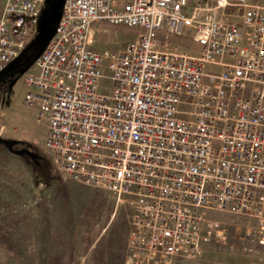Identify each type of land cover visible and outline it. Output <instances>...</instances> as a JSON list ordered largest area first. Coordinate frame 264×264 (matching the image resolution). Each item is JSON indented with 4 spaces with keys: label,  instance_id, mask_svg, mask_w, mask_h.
Here are the masks:
<instances>
[{
    "label": "built area",
    "instance_id": "obj_1",
    "mask_svg": "<svg viewBox=\"0 0 264 264\" xmlns=\"http://www.w3.org/2000/svg\"><path fill=\"white\" fill-rule=\"evenodd\" d=\"M44 2L6 0L0 71ZM99 24L137 34L101 50ZM24 81L64 176L131 205L123 264L196 258L222 238L209 211L252 218L264 243V0H64Z\"/></svg>",
    "mask_w": 264,
    "mask_h": 264
},
{
    "label": "rangeland",
    "instance_id": "obj_2",
    "mask_svg": "<svg viewBox=\"0 0 264 264\" xmlns=\"http://www.w3.org/2000/svg\"><path fill=\"white\" fill-rule=\"evenodd\" d=\"M262 1V0H259ZM6 0H0V16ZM132 28L94 27L98 49L118 50L135 38ZM23 74L10 95L0 86V136L25 142L38 161L17 156L0 145V264H123L132 208L101 189L69 180L44 146L46 125L26 105ZM48 163V180L37 178L35 165ZM221 233L196 258L174 264H264L261 236H247L256 226L247 216L209 211L205 217ZM252 260V261H251Z\"/></svg>",
    "mask_w": 264,
    "mask_h": 264
},
{
    "label": "water",
    "instance_id": "obj_3",
    "mask_svg": "<svg viewBox=\"0 0 264 264\" xmlns=\"http://www.w3.org/2000/svg\"><path fill=\"white\" fill-rule=\"evenodd\" d=\"M63 3L64 0H45L37 21L36 34L21 52L0 71V86L5 85L7 91H11L15 82L29 70L54 36L62 15ZM20 143L21 141L0 136V145L10 153L27 156L33 162L38 161L36 154L30 150L16 149L15 146Z\"/></svg>",
    "mask_w": 264,
    "mask_h": 264
},
{
    "label": "trees",
    "instance_id": "obj_4",
    "mask_svg": "<svg viewBox=\"0 0 264 264\" xmlns=\"http://www.w3.org/2000/svg\"><path fill=\"white\" fill-rule=\"evenodd\" d=\"M172 41L175 43H179L181 45H185L187 47L192 46V43L184 37H173ZM1 89L3 91H5L7 95H10V91H7L5 86H2ZM24 143L25 142H21L19 145H23ZM48 166H49L48 163H46L45 161L42 162V159H41V163H39V165H35L34 169H35L37 178H39V180H43L44 182H46L48 180V170H49Z\"/></svg>",
    "mask_w": 264,
    "mask_h": 264
},
{
    "label": "flooded vegetation",
    "instance_id": "obj_5",
    "mask_svg": "<svg viewBox=\"0 0 264 264\" xmlns=\"http://www.w3.org/2000/svg\"><path fill=\"white\" fill-rule=\"evenodd\" d=\"M2 86H5V85H2ZM15 148L16 149H21V148L27 149L24 145H16Z\"/></svg>",
    "mask_w": 264,
    "mask_h": 264
},
{
    "label": "crops",
    "instance_id": "obj_6",
    "mask_svg": "<svg viewBox=\"0 0 264 264\" xmlns=\"http://www.w3.org/2000/svg\"><path fill=\"white\" fill-rule=\"evenodd\" d=\"M93 32H94V29H93ZM252 261V260H251Z\"/></svg>",
    "mask_w": 264,
    "mask_h": 264
}]
</instances>
